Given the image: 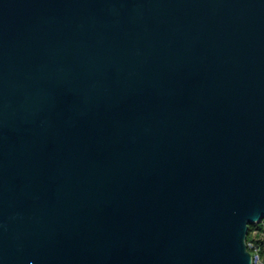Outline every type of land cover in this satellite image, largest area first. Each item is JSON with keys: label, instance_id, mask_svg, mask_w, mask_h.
I'll list each match as a JSON object with an SVG mask.
<instances>
[{"label": "water", "instance_id": "1", "mask_svg": "<svg viewBox=\"0 0 264 264\" xmlns=\"http://www.w3.org/2000/svg\"><path fill=\"white\" fill-rule=\"evenodd\" d=\"M264 0H0V264H252Z\"/></svg>", "mask_w": 264, "mask_h": 264}, {"label": "built area", "instance_id": "2", "mask_svg": "<svg viewBox=\"0 0 264 264\" xmlns=\"http://www.w3.org/2000/svg\"><path fill=\"white\" fill-rule=\"evenodd\" d=\"M256 227L248 234L246 245L251 254L252 264H264V219L255 223Z\"/></svg>", "mask_w": 264, "mask_h": 264}, {"label": "trees", "instance_id": "3", "mask_svg": "<svg viewBox=\"0 0 264 264\" xmlns=\"http://www.w3.org/2000/svg\"><path fill=\"white\" fill-rule=\"evenodd\" d=\"M255 227H256L255 224H252V225L249 226V230H248V234H249V235H250V232H251L253 229H255ZM248 238H249V236H248Z\"/></svg>", "mask_w": 264, "mask_h": 264}]
</instances>
